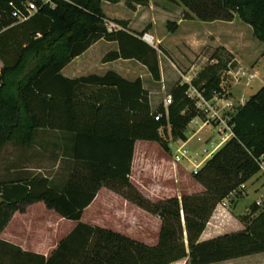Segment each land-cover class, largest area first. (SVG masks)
<instances>
[{
  "label": "trees",
  "instance_id": "obj_1",
  "mask_svg": "<svg viewBox=\"0 0 264 264\" xmlns=\"http://www.w3.org/2000/svg\"><path fill=\"white\" fill-rule=\"evenodd\" d=\"M24 1L0 0V150L11 140L29 145L40 128L73 132L78 143L83 140L92 146L89 158L100 171L86 187L71 178L61 191L51 187L46 178L0 184V231L15 210L43 200L62 217L78 221L47 264H169L185 257L189 264H209L264 252V207L259 209L256 204L248 215L239 217L242 230L199 241L216 205L258 172L256 160L264 153V85L229 113L232 136L192 174L203 190L151 200L129 178L133 145L136 140L151 141L169 154L170 139H187L186 126L196 117L205 119L196 99L187 94L189 85L178 82L170 89L166 115L162 105L151 112L140 79L129 82L114 72L63 77V66L103 39L118 45L103 61L135 59L158 81V52L142 39L143 32L128 30L124 21L114 20L120 29H107L110 21L101 2L118 0H53V6L38 3L34 14L17 21L11 16L10 3L24 10ZM170 1L183 5L184 19L232 21L236 15L264 44V0ZM158 49L166 54L162 47ZM86 84L115 86L121 99L136 100L137 106L129 103L126 127L111 128L101 121V106L77 101L76 90ZM191 85L204 99L230 95L217 70L207 72L200 82L192 80ZM156 114H160L158 120ZM88 116L93 119L91 124ZM100 186L112 188L159 218L155 244L79 221Z\"/></svg>",
  "mask_w": 264,
  "mask_h": 264
},
{
  "label": "crops",
  "instance_id": "obj_2",
  "mask_svg": "<svg viewBox=\"0 0 264 264\" xmlns=\"http://www.w3.org/2000/svg\"><path fill=\"white\" fill-rule=\"evenodd\" d=\"M146 1L147 7L146 5L145 7L141 6L138 0L132 2V6L126 4L128 0H118L115 3L102 1L101 9L106 19L116 24L118 29L122 26L115 23L114 20L124 21L128 30L151 35L152 41L147 43L157 49L160 80H153L147 68L135 59L119 58L103 61V57L108 52L118 49L115 41L103 39L91 44L85 51L74 57L63 66L60 74L65 78L75 79L90 75L103 76L107 72H114L129 82L140 79L142 89L148 92L151 112H155L161 105L163 108H167L168 105L163 103V99L165 101L166 98L162 95L167 94L168 96L170 89L178 82L187 84L190 82V79L195 75V71H198L201 67V63L194 60L196 59L195 54H199L203 47L207 45L208 37L205 35L202 38V34L179 37L177 33L183 26L196 25L204 21L184 19L183 9L180 8L176 14H172L164 8L159 9L160 12L156 10L140 12V8L148 9V11L153 9V0ZM141 3L145 2L142 1ZM103 5L118 7L123 11V15L107 14L103 9ZM163 9L166 10L164 15ZM159 13L163 15L161 16L162 19H160ZM168 15H172L171 18ZM167 19L175 21L174 30L159 34L155 30V26L160 20L165 23ZM148 23L151 26L148 30H145ZM171 37L179 38L177 39L179 45L175 43L173 47H169L167 39ZM256 41L259 49L256 50L257 44L251 42L248 50L253 52L251 58L245 64L241 62L234 48L219 44L231 54H234L240 68L246 69L247 74L250 75L246 77V88L250 86L247 85V81L252 84L253 80L260 76L259 71L255 68L259 59L264 56V44L257 39ZM158 46L162 47L170 57L161 52ZM163 63L165 66H163ZM1 66L0 61V69ZM259 85H264V77ZM246 92L247 90L244 89L242 93L237 94L235 83H233L232 88L228 87V93H230L228 98L233 103L237 99L239 100L238 105L243 104L251 95L249 93L245 98ZM76 95L77 101L81 103L101 106L103 117L100 120L109 123L112 126L111 128L126 127L128 112H131V104L129 103L133 102L137 106L136 100L132 98L131 100L121 99L115 86L86 84L76 90ZM88 118L91 124L93 119L90 120V116ZM205 128H208L210 134L205 135L202 133ZM214 131L200 118H194L186 126V140L170 139L169 154L161 151L159 145L155 142L136 140L133 145L130 181L151 200L171 196L180 197L184 185L187 184L183 183L184 185H182V182L187 178L192 180V186L200 188L201 185L193 179L192 174L224 143L216 131L218 138L211 135ZM75 138L73 132L40 128L34 132L32 142L29 145L9 141L6 145L9 149L6 165L0 171V184L6 182L24 183L31 179L46 178L49 185L59 191L66 188L71 178L75 184H80L82 187L91 184L90 178L92 175L100 171L97 163L89 158L92 154L90 152L92 146L83 140L78 143ZM180 147L185 150V153L176 162L174 156L178 154L177 149ZM95 152L93 150V155ZM191 185L188 184L190 187ZM228 214L224 208L216 206L199 236V241L222 235L223 233H218V229L213 226H220L219 224L227 218ZM150 218L154 219L151 214L123 197L120 193L107 186H100L93 200L83 209L79 221L92 226L108 228L130 238L138 239L143 235L144 221ZM154 221L157 224L158 234L160 222L158 219H154ZM114 222L120 223L119 228L111 225ZM77 223L78 221L64 218L54 209L47 207L43 200L26 204L22 210L17 209L12 213L10 219L0 231V264H47V259L57 250L60 242L75 228ZM243 257L250 258L251 264H264V252L209 264H235ZM54 264L78 263L56 262ZM169 264H189V261L185 257Z\"/></svg>",
  "mask_w": 264,
  "mask_h": 264
},
{
  "label": "rangeland",
  "instance_id": "obj_3",
  "mask_svg": "<svg viewBox=\"0 0 264 264\" xmlns=\"http://www.w3.org/2000/svg\"><path fill=\"white\" fill-rule=\"evenodd\" d=\"M138 1H140L139 4L141 6L145 7L146 5L147 7L146 0H138ZM142 1H144L145 3H141ZM132 2H135V0H128L126 4L128 6H132L131 5ZM153 2H154V6L152 10L148 11V9L140 8V12H152L155 10L157 12H160L159 9L164 8L167 9L172 14H176V12L179 11V8L183 9V11L185 10L183 5L178 2H173L170 0H153ZM103 9L107 14H115L120 16L123 15L122 13L123 11H121V9H119L118 7H114L112 5H103ZM164 9L162 10L163 15L166 12V10ZM163 15L160 14V17ZM168 16L170 17L172 15H168ZM160 19H162V17ZM150 26L151 24L148 23L145 30H148ZM174 26H175V21L173 20L167 19L165 23H163V20H160L158 24L155 26V30L159 34L168 33L174 30ZM193 34H196L197 36L202 34V38H204L205 35H207L208 39H207V45L203 47L201 52L199 54L198 53L195 54L196 59L194 60L195 62L201 63V67L198 71H195V75L193 76L192 79H190V82L188 83L189 87L191 86L188 92L190 96L197 99L196 98L197 90L195 89V87L191 85V81L194 80L196 82H200L201 80H203L206 73L212 70L219 71L221 75L222 86L228 85L230 88H232L233 83H235V92L237 94L242 93L244 89L247 90V92L244 95L245 98L249 93L253 94L258 90V88H260L261 85H259V82L264 77V56L259 59V62L257 63V66L255 68V70L259 71L260 76L254 79L252 84H249V81H247V85L250 86L246 88L245 87L246 77L250 75L247 74L246 69L240 68L239 64L235 59L234 54L229 53V51L226 50V48H223L222 46L219 45V44H223L228 48L230 47L234 48L236 50V54L239 55V59L241 60V62L245 64L247 60L251 58V53L253 52L251 50H248V47L251 44V42L257 44L256 50L259 49L258 48L259 45L258 42L256 41V37L254 36L252 28L249 25L242 22L235 15L234 20L232 22L204 21L196 25L183 26V28L177 33L179 37H182V35L184 37H186L187 35L192 36ZM177 39L179 38H174V37L168 38L167 41L169 47H173L175 43L179 45V40ZM217 60H220L219 64H217ZM163 66H165L164 63ZM163 96L164 98H167V94H163L162 97ZM163 103H164V99H163ZM238 103L239 100L236 99V101L233 104L232 112L234 111V108L238 106ZM202 133L205 135L210 134L208 128H205ZM211 135H214L216 138H218V135L215 131ZM8 142H6L0 150V171L2 170V167L6 165L7 155L9 152V149L6 146ZM183 183L185 184L187 183V184L184 185ZM188 184L190 185L193 184L190 178H187V180L182 182V185H184V190L182 191V194L196 193L203 190L202 187L196 188L192 185L190 187L188 186ZM252 204H256L259 207V209H262L264 207V176L258 173L253 175L247 182H245L244 187L240 186L238 189L232 191L225 199H223L221 202H219L216 205L224 208L229 214L227 215V218L224 219L219 224L220 226H213V227L218 229V233H223L222 235L242 230L243 224L239 220V217L242 215H248ZM152 217H154V219L159 220V218L155 215H152ZM154 219L150 218L144 221L145 224H144L143 235L136 240L141 241L148 245H153L156 243L157 224L154 221ZM111 225L115 228L116 227L119 228L120 223L114 222ZM240 259L241 260H238L235 264H251L250 258L243 257Z\"/></svg>",
  "mask_w": 264,
  "mask_h": 264
},
{
  "label": "built area",
  "instance_id": "obj_4",
  "mask_svg": "<svg viewBox=\"0 0 264 264\" xmlns=\"http://www.w3.org/2000/svg\"><path fill=\"white\" fill-rule=\"evenodd\" d=\"M38 3L48 4L53 6V0H25L23 2V9L21 10L18 7L12 6L11 16L14 17L17 21H24L29 16L34 14L37 11ZM117 28L116 24L113 22L107 23V29H115ZM143 40L146 42H151V35L145 33L143 35ZM190 87L187 90L188 96H190L189 92ZM197 92V91H196ZM196 106L204 113L205 119L202 120L205 124L209 125L212 130H215L219 135L222 141H226L232 136L231 126L228 124L229 113L233 110V102L225 97L214 95L211 99H204L198 92L196 93ZM192 97V96H190ZM171 103L170 95L164 101V105H168ZM165 114L167 115V109L164 108ZM160 114H156L154 116L155 120H158ZM178 154L174 156V161L178 162L181 157L184 156L185 150L181 147L177 149ZM258 163V174L264 176V153L256 160ZM197 171V170H196ZM194 171V173L196 172ZM244 187V184L241 185Z\"/></svg>",
  "mask_w": 264,
  "mask_h": 264
}]
</instances>
